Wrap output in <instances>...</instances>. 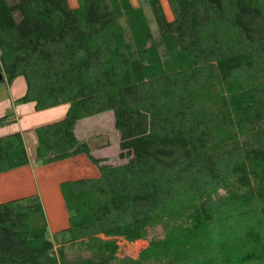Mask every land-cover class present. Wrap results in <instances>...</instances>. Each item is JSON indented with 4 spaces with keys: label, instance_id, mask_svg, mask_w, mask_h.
Listing matches in <instances>:
<instances>
[{
    "label": "trees",
    "instance_id": "16d2710c",
    "mask_svg": "<svg viewBox=\"0 0 264 264\" xmlns=\"http://www.w3.org/2000/svg\"><path fill=\"white\" fill-rule=\"evenodd\" d=\"M167 3L172 21L160 0H0V84L23 77L37 111L69 105L34 130V161L99 170L61 184L58 248L39 197L0 204V264H264V0ZM107 112L121 163L75 135ZM30 163L21 133L0 138V174ZM156 225L137 261L117 256L115 238Z\"/></svg>",
    "mask_w": 264,
    "mask_h": 264
},
{
    "label": "crops",
    "instance_id": "0c3cea01",
    "mask_svg": "<svg viewBox=\"0 0 264 264\" xmlns=\"http://www.w3.org/2000/svg\"><path fill=\"white\" fill-rule=\"evenodd\" d=\"M69 4L73 9L78 7L77 0L76 5H74V2H70ZM26 91L27 86L23 77L15 78L10 84L6 82L0 84V138L15 133H21L25 140L26 135H34L35 129L56 123L66 117L69 110V105L67 104L48 110L37 111L35 103H18V101L25 96ZM7 115H9V117L6 121L4 123L1 122V119ZM77 127L78 126L75 128L77 139L80 141H87L90 145L93 136L90 134L88 138H84V136L79 137L77 134ZM115 137L118 139L117 142L119 145L118 133H115ZM100 148H103V146H100ZM93 156L95 158H108L106 156ZM117 156H119V154H117ZM98 173V168L84 155L48 166L34 167L30 163L27 166L0 174V204L36 195L42 203L46 217L43 197H46L45 199L49 200L54 207V204L58 201L60 196H58L59 193L64 201L61 192L62 183L96 178L99 176ZM8 197L13 198L7 200ZM65 210L67 213V219H65V221L67 223L63 222L64 224L54 231H66L68 229L69 217L66 206ZM46 221L49 232L50 223L48 220ZM65 241L66 240H55V248L60 247Z\"/></svg>",
    "mask_w": 264,
    "mask_h": 264
},
{
    "label": "rangeland",
    "instance_id": "374dc122",
    "mask_svg": "<svg viewBox=\"0 0 264 264\" xmlns=\"http://www.w3.org/2000/svg\"><path fill=\"white\" fill-rule=\"evenodd\" d=\"M160 1L168 20L172 21L173 18L167 0ZM70 2H74V5H76V0H68V4ZM144 10L147 12L149 20L151 21L152 30L155 32V24L152 22V16L150 14L149 8L146 5H144ZM77 126V134L79 137L84 136V138H88L90 134L91 136H93L90 143L93 155L106 156L113 163L122 162L119 156H117V154H119V146L117 142L118 139H116L115 137V133L117 132L114 129V120L112 112H107L94 117L87 118L78 123ZM25 146L28 157L31 160V164L34 167L41 166V164H38L34 161L36 148V138L34 135H26ZM100 146H103V148H100ZM58 196V201H56L54 207L53 204L49 202V200L45 199L46 197H43L44 206L46 208V220H48V222L50 223V229L48 233L54 244L55 240L69 239V234L66 231H54L55 229L59 228L62 224L67 223L65 221V219H67V213L65 212V201H63L60 193L58 194ZM12 198L13 197H8L7 200ZM180 223L182 222H179L177 219L173 220L174 225H178ZM165 234L166 233L164 227L162 225H156L149 231L147 239L144 238L134 242H129L123 237L115 238L116 244L118 246L117 256L120 259H130L132 261H137L141 253L149 248L150 239H163ZM101 238L105 239L102 236Z\"/></svg>",
    "mask_w": 264,
    "mask_h": 264
},
{
    "label": "water",
    "instance_id": "95a60500",
    "mask_svg": "<svg viewBox=\"0 0 264 264\" xmlns=\"http://www.w3.org/2000/svg\"><path fill=\"white\" fill-rule=\"evenodd\" d=\"M3 80V75L0 74V82Z\"/></svg>",
    "mask_w": 264,
    "mask_h": 264
}]
</instances>
